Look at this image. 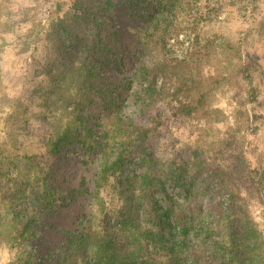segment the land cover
Wrapping results in <instances>:
<instances>
[{"label":"rangeland","instance_id":"374dc122","mask_svg":"<svg viewBox=\"0 0 264 264\" xmlns=\"http://www.w3.org/2000/svg\"><path fill=\"white\" fill-rule=\"evenodd\" d=\"M140 1L113 0L110 15L101 14L109 44L92 60L120 106L107 111L106 93L75 100L76 86L65 88L59 68L63 48L57 52L45 38L57 5H64L63 15L71 1L0 0V171L18 183L0 179L2 264H88L108 243L125 259L131 252L125 229L136 230L141 221L142 228L155 230L154 209L166 203L159 186L143 190L139 177L152 171L167 199L182 203L180 189L163 176L177 166L192 181L194 156L203 168L194 180V204L204 214L214 212L220 196H214L212 176L222 172L264 237V0H146L145 6ZM66 40L75 49L80 41ZM199 96L205 97L206 114L183 116V107H198ZM69 128L81 142L55 151L57 135ZM138 132L146 140H137ZM118 142L124 164L102 184L97 177L104 161L118 155ZM27 183L47 187L51 202L45 211L15 193ZM13 217L19 223L11 226ZM25 225L31 234L9 242ZM190 241L196 249L198 242ZM147 251L139 261H164L157 246Z\"/></svg>","mask_w":264,"mask_h":264},{"label":"trees","instance_id":"16d2710c","mask_svg":"<svg viewBox=\"0 0 264 264\" xmlns=\"http://www.w3.org/2000/svg\"><path fill=\"white\" fill-rule=\"evenodd\" d=\"M70 1L72 8L63 15H59V13L64 10V5H57L56 12L49 19L50 33L47 35L46 31L45 34V38L48 37L55 43L54 46L57 52H60L63 48L62 62L59 67L62 69L63 82L70 85L75 84V100L88 98L89 95L99 92L106 93L104 101L107 102V106H105V109L108 111V109L114 108L119 111L120 106L115 103L110 94L112 85L99 80L96 71L99 70L100 72L102 67L92 60V58H101L102 51L99 48L103 47V53L107 52V44L109 43H105L106 37L103 36V28H108V25L103 15H110L113 0ZM140 2L145 6L146 0ZM149 2L156 5L163 1L149 0ZM99 15L102 17H99ZM74 36L79 37L80 40L76 45V49L72 48V44L71 47H66L64 40L67 39L66 41L71 43V37ZM110 36L115 38L116 35L110 33ZM72 57L75 58L72 59ZM228 60L230 63L232 62L230 57ZM238 61L237 72H241L243 66H240V58H238ZM183 64L185 62L176 63L172 69H179L180 65ZM159 68L163 69L162 66ZM165 69L166 67L162 70V75L165 74ZM68 87L69 85L66 84L65 88L68 89ZM204 95L206 96V94ZM60 98L63 99L64 96L60 95ZM65 101L68 102L69 98L65 97ZM204 101L205 97L199 96L196 100L198 107L187 105L183 107L185 111L182 112V115L185 117H191L192 114L205 115L206 111H201V108L205 106ZM118 125H120L118 131L123 130L124 123L118 120ZM90 134L91 131L89 130L87 135ZM146 138L145 133L138 132L137 140L142 141ZM81 139L80 135L69 128L57 135L53 148L55 151H59L63 144H70L74 141L80 143ZM121 144L116 143L118 155L113 162L104 161V168L97 177L98 182L107 183L122 168L125 156L124 151L119 149ZM107 145L108 142L104 143V147ZM189 165L193 167V170L188 171L192 174L189 175L192 181L186 182L188 178L186 177L188 174L187 169L177 166L163 176L164 180L168 179L174 187L180 189L178 195L184 198L182 203L167 199L164 183L158 181L154 183L152 171L140 176L141 189L148 191L155 186H159L166 198L164 207L157 206L154 209L155 222L153 224L155 230L142 228L140 221L135 227L136 230L125 229L131 241V252L124 256L125 259L120 260V255L116 251L112 253L111 245L108 243L106 246L103 245L99 248L101 251H95V256L88 264H201L203 259H207L210 264H264V237L261 232L253 227L252 223L250 224L247 211L239 204L240 195L229 184L230 179L226 178V175L222 172L212 176L215 180L216 193L214 196L216 197V194H218L220 200L216 201L213 206L214 212L204 214L194 204L198 194V189L194 188V180L203 174L202 164H200L198 156H194ZM0 179L6 181L5 185L17 186L18 184L14 181L12 175L7 172L0 171ZM14 189L16 194L28 195L33 204L38 205V210L41 212L45 211L47 204L51 202V195L47 192L45 185H43V189H36L32 183H27L24 187L19 186ZM137 216L138 211L135 210L133 213L134 219ZM8 222L11 226L19 223L16 217L9 219ZM131 224L129 220L123 221L126 228H130ZM21 232L17 237L9 239V242L19 237L22 238L27 234L29 236L32 229L25 225ZM190 239L198 242L196 249L190 248ZM151 245L153 247L157 246V250H159L157 255L163 257L164 261H161V259H157V261L150 259L139 261V254L149 252L147 250L150 249Z\"/></svg>","mask_w":264,"mask_h":264},{"label":"clouds","instance_id":"9594fccd","mask_svg":"<svg viewBox=\"0 0 264 264\" xmlns=\"http://www.w3.org/2000/svg\"><path fill=\"white\" fill-rule=\"evenodd\" d=\"M0 264H2V261H0Z\"/></svg>","mask_w":264,"mask_h":264}]
</instances>
